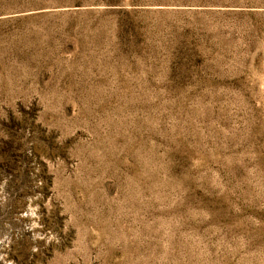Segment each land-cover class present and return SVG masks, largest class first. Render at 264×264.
Masks as SVG:
<instances>
[{"label": "rangeland", "instance_id": "374dc122", "mask_svg": "<svg viewBox=\"0 0 264 264\" xmlns=\"http://www.w3.org/2000/svg\"><path fill=\"white\" fill-rule=\"evenodd\" d=\"M0 264H264V0H0Z\"/></svg>", "mask_w": 264, "mask_h": 264}]
</instances>
